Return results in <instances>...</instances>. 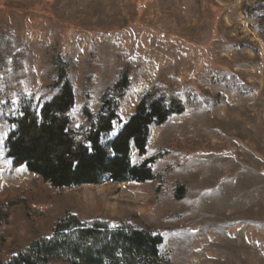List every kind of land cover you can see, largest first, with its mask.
Wrapping results in <instances>:
<instances>
[{"label":"rangeland","instance_id":"374dc122","mask_svg":"<svg viewBox=\"0 0 264 264\" xmlns=\"http://www.w3.org/2000/svg\"><path fill=\"white\" fill-rule=\"evenodd\" d=\"M254 1L0 0V34L21 54L25 73L8 117L53 94L58 62L74 88L73 115L80 121L84 105L98 112L119 54L138 64L110 137L162 75L180 80L182 98L207 99L152 127L144 156L131 150L133 164L154 158V179L142 183L50 189L6 157L10 127L0 122V206L9 208L0 260L49 237L71 213L160 233L162 264H264V46L255 19L243 14Z\"/></svg>","mask_w":264,"mask_h":264},{"label":"trees","instance_id":"16d2710c","mask_svg":"<svg viewBox=\"0 0 264 264\" xmlns=\"http://www.w3.org/2000/svg\"><path fill=\"white\" fill-rule=\"evenodd\" d=\"M247 19L254 18L253 30L264 46V0L243 8ZM21 54L15 52L0 34V122L10 127L4 151L15 167L23 166L37 175L50 189L61 190L105 181L146 182L154 179L150 167L154 158L139 164L131 161V150L146 154L151 129L169 118L181 115L186 107L207 102L196 93L180 96V80L160 76L136 103L134 112L117 133L119 102L130 84L129 73L138 62L118 55V76L106 88L98 112L84 105L79 121L72 113L75 93L64 63L58 62L56 77L50 85L53 94L38 106H23L8 117L9 96L25 76ZM178 190L182 187L179 186ZM180 198L181 194L175 195ZM9 208L0 206V223L7 221ZM160 233L135 227L129 220H81L67 213L57 220L49 237H40L17 253L1 259L0 264H162Z\"/></svg>","mask_w":264,"mask_h":264}]
</instances>
